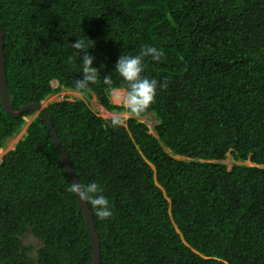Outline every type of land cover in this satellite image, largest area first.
<instances>
[{"label": "trees", "instance_id": "obj_1", "mask_svg": "<svg viewBox=\"0 0 264 264\" xmlns=\"http://www.w3.org/2000/svg\"><path fill=\"white\" fill-rule=\"evenodd\" d=\"M0 25L14 109L66 88L127 111L103 75L141 44L164 52L145 60L158 91L138 115L154 114L155 134L137 116L114 127L83 98L46 106L80 182L109 198L112 217L94 216L101 264H264V0H0ZM76 38L107 65L79 89ZM34 113L0 161V264H93L52 131L41 113L10 114L1 91L0 149ZM228 153L254 164L229 168ZM28 231L42 241L38 255Z\"/></svg>", "mask_w": 264, "mask_h": 264}, {"label": "clouds", "instance_id": "obj_2", "mask_svg": "<svg viewBox=\"0 0 264 264\" xmlns=\"http://www.w3.org/2000/svg\"><path fill=\"white\" fill-rule=\"evenodd\" d=\"M71 47L79 57V73L81 74V78L75 80V87L79 89L96 83L98 77L101 75L100 67L106 68L107 65H101L100 67L96 66V57L89 52L90 49L95 47V44L93 47L89 42L76 38L75 42H71ZM163 57L164 52L162 49L150 44H141L140 51L134 55L121 52L112 71L103 75L104 84L109 87L111 94L122 100L123 106L129 115L138 116L144 113L155 102L158 91V81L143 74L145 72V60L146 58H150L152 61L158 62L161 61ZM114 74L125 82L126 88H117L113 86L112 77ZM166 87L167 78L159 82V88L163 89ZM102 108L104 107L102 106ZM122 124L123 121L119 117L113 118L112 125L114 127L122 126ZM253 164L254 163L250 162L248 165ZM67 191L75 194L77 198L87 203L93 215L100 220H108L112 217L113 211L110 206L109 198L103 194L104 189L96 181H89L86 183L73 182L68 185Z\"/></svg>", "mask_w": 264, "mask_h": 264}, {"label": "water", "instance_id": "obj_3", "mask_svg": "<svg viewBox=\"0 0 264 264\" xmlns=\"http://www.w3.org/2000/svg\"><path fill=\"white\" fill-rule=\"evenodd\" d=\"M3 38H4V33L0 25V91H1V96H2V102H3L5 109L10 114L15 115V116H20L23 113L30 111V110L41 113L44 116L50 130L52 131L54 141L57 145V148L59 150V153L62 157L63 163L65 165V168L69 174V177L72 183L73 182L79 183L80 180L76 173V169L72 164L71 158L61 142V139L53 125L51 116L46 111L47 105H43L42 101H36V102L24 104L19 109L13 108L11 104V100H10L8 87H7V72H6V65H5L4 39ZM78 201L85 215L86 224H87L89 234L91 237V241H92L93 264H101L100 236L96 228L93 212L87 203H85L84 201H81L79 198H78Z\"/></svg>", "mask_w": 264, "mask_h": 264}, {"label": "rangeland", "instance_id": "obj_4", "mask_svg": "<svg viewBox=\"0 0 264 264\" xmlns=\"http://www.w3.org/2000/svg\"><path fill=\"white\" fill-rule=\"evenodd\" d=\"M58 82L55 80L53 81V85L57 86ZM123 90V89H121ZM64 97H68L69 99H74V98H83L84 100H86L91 107L97 111L100 115L104 116L105 118H116L119 117L122 121L123 124H126V119H128L131 115L128 114L127 111H122V112H112V111H107L106 109L102 108V106L98 103L96 97L94 96V94H90L87 92H77L74 90H69L64 88L62 91L54 93L49 95L47 98H45L43 100V105H47L49 102L54 101V100H61ZM111 100L113 103H117V104H123L122 100L119 98H116L113 94H111ZM37 113H34L32 115L26 116V124L22 127L21 131L19 133H17L15 136H13L12 138H10L7 142V144L5 145V147H3L2 149H0V161L2 160V157L4 156V154L15 147L16 143L18 142V140L25 134L26 132V128L29 124V122L32 120V118L34 116H36ZM154 114L153 113H149L143 117H139L137 116L140 120L145 121L149 128H150V132H153L155 134V129L154 126L157 124V120L156 118L154 119ZM223 162L225 164L228 165V167H232L233 164L235 163H246V164H250L249 161H241V160H235L232 155L229 153L228 157L226 159L223 160Z\"/></svg>", "mask_w": 264, "mask_h": 264}, {"label": "flooded vegetation", "instance_id": "obj_5", "mask_svg": "<svg viewBox=\"0 0 264 264\" xmlns=\"http://www.w3.org/2000/svg\"><path fill=\"white\" fill-rule=\"evenodd\" d=\"M22 239L24 243L26 244V246H28L30 250L33 252V255L35 254L38 255V249L42 245V241L36 238L31 232L29 233V231L23 235Z\"/></svg>", "mask_w": 264, "mask_h": 264}]
</instances>
